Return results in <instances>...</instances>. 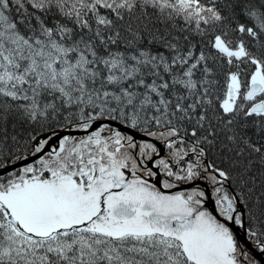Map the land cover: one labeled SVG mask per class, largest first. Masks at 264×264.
<instances>
[{
  "label": "snow or ice",
  "instance_id": "6c2138e0",
  "mask_svg": "<svg viewBox=\"0 0 264 264\" xmlns=\"http://www.w3.org/2000/svg\"><path fill=\"white\" fill-rule=\"evenodd\" d=\"M0 264H264V0H0Z\"/></svg>",
  "mask_w": 264,
  "mask_h": 264
}]
</instances>
